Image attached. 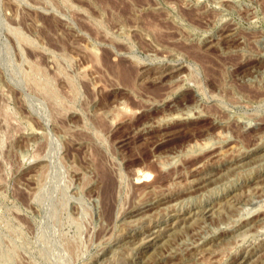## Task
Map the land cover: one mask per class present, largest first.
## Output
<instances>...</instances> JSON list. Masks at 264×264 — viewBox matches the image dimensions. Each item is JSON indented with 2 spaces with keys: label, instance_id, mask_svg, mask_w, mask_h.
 I'll list each match as a JSON object with an SVG mask.
<instances>
[{
  "label": "rangeland",
  "instance_id": "374dc122",
  "mask_svg": "<svg viewBox=\"0 0 264 264\" xmlns=\"http://www.w3.org/2000/svg\"><path fill=\"white\" fill-rule=\"evenodd\" d=\"M263 228L264 0H0V264H264Z\"/></svg>",
  "mask_w": 264,
  "mask_h": 264
},
{
  "label": "bare ground",
  "instance_id": "6f19581e",
  "mask_svg": "<svg viewBox=\"0 0 264 264\" xmlns=\"http://www.w3.org/2000/svg\"><path fill=\"white\" fill-rule=\"evenodd\" d=\"M146 173V172H145ZM148 176V175H147ZM264 229V228H263ZM155 230V229H154ZM145 240V239H144Z\"/></svg>",
  "mask_w": 264,
  "mask_h": 264
}]
</instances>
